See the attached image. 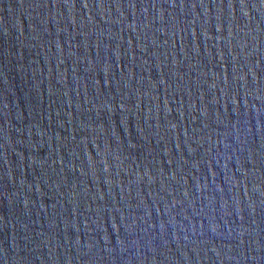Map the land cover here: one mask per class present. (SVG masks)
Returning a JSON list of instances; mask_svg holds the SVG:
<instances>
[{
    "label": "water",
    "instance_id": "obj_1",
    "mask_svg": "<svg viewBox=\"0 0 264 264\" xmlns=\"http://www.w3.org/2000/svg\"><path fill=\"white\" fill-rule=\"evenodd\" d=\"M0 264H264V0H0Z\"/></svg>",
    "mask_w": 264,
    "mask_h": 264
}]
</instances>
